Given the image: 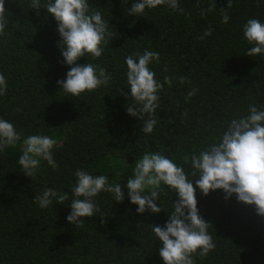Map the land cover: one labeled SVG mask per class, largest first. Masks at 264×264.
<instances>
[{
    "label": "trees",
    "instance_id": "1",
    "mask_svg": "<svg viewBox=\"0 0 264 264\" xmlns=\"http://www.w3.org/2000/svg\"><path fill=\"white\" fill-rule=\"evenodd\" d=\"M133 2L89 0L109 20L112 33L102 56L89 62L104 67L111 81L75 97L57 85L69 67L61 63L55 19L43 8L29 9L30 0H5L10 15L0 35V73L7 93L0 96V118L13 123L22 140L30 135L55 139L58 168L41 160L32 179L18 163L22 140L0 152V264H164L161 242L148 225L165 224L175 193L162 183L158 203L164 210L138 214L126 190L123 202L101 192L94 198L100 212L81 218L83 227L75 228L66 219L74 172L86 170L126 185L143 155L155 152L187 171L191 155L218 140L232 118L246 114L250 104L264 109V55L246 56L252 45L243 37L248 19L264 24V0H232L227 23L220 12L227 0H179L183 13L160 5L141 17L127 14ZM211 3L217 7L207 12ZM209 27L211 35L199 39ZM144 50L159 53V61L150 65L155 79L185 76L188 81L181 85L173 79L172 87L164 86L157 124L148 135L141 132L142 121L127 114L134 101L122 94L129 91L125 57ZM191 88L199 91L185 102ZM48 188L67 192L69 199L62 205L53 199L41 209L34 197ZM196 198L216 247L206 257L196 256L195 264H264V217L254 206L234 196L226 201L222 190L208 196L198 191Z\"/></svg>",
    "mask_w": 264,
    "mask_h": 264
},
{
    "label": "clouds",
    "instance_id": "2",
    "mask_svg": "<svg viewBox=\"0 0 264 264\" xmlns=\"http://www.w3.org/2000/svg\"><path fill=\"white\" fill-rule=\"evenodd\" d=\"M160 5L180 13L184 11L179 0H134L126 12L141 17L146 10ZM216 7V3H211L206 11L213 12ZM231 7L232 0H227V6L220 8L222 23L229 21L226 9ZM41 8L57 23V48L63 57L61 63L69 67L66 78L57 80L60 91L79 97L82 93L108 86L111 76L107 70L98 63H90L89 58H100L110 44L112 33L109 31V20H105L101 11L89 4V0H30L29 9L39 12ZM204 12L201 9L202 15ZM9 15L5 0H0V35L6 33ZM211 33L209 27L199 39L203 40ZM243 37L252 45L246 56L264 55V24L260 20L248 19L243 25ZM83 57H87L88 61L81 64L78 61ZM159 58V53L148 50L125 57L129 91L122 94L127 100L131 97L134 101L126 106V112L142 121L141 132L145 135L151 134L157 124L156 109L160 106L159 93L164 86L172 87L173 79L181 85L188 82L185 76H164L162 81L155 79L150 65ZM198 91V88H191L185 102L190 101ZM6 93L7 80L0 73V96ZM182 115L187 117V110ZM21 140L22 134L13 123L0 118V152L15 147ZM22 145L18 163L23 174L34 179L41 160L53 170L58 168L52 151L55 139L47 135H30L23 138ZM133 171L134 176L127 179L126 185H121L110 184L105 175L94 176L86 170L77 169L67 221L75 228L83 227L84 220L81 218H92L100 212L94 200L98 194L112 193L115 202H123L125 190L130 203L137 205L138 214H159L164 210L158 203L163 183L177 198L172 200L173 211L167 213L164 225H148L154 239L161 242L159 256L164 264H195L196 256L206 257L216 247L208 231L212 225L200 215L197 206L198 191L208 196L210 192L222 190L226 201L234 196L238 203L254 206L257 216L264 217V109L250 104L246 114L232 118L218 140L199 154L191 155L187 171L160 152L144 154ZM190 176L195 179H189ZM53 199L62 205L69 199V194L48 188L36 195L34 202L41 209H46Z\"/></svg>",
    "mask_w": 264,
    "mask_h": 264
}]
</instances>
